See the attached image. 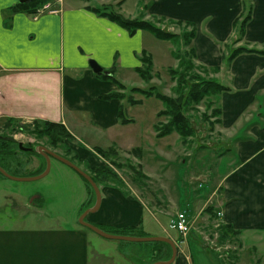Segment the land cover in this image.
I'll list each match as a JSON object with an SVG mask.
<instances>
[{
	"label": "crops",
	"instance_id": "0c3cea01",
	"mask_svg": "<svg viewBox=\"0 0 264 264\" xmlns=\"http://www.w3.org/2000/svg\"><path fill=\"white\" fill-rule=\"evenodd\" d=\"M249 1L252 15L243 38L234 29L245 12L243 0H147L152 5L149 13L144 12L146 6L143 8L145 15L137 11L127 16L120 13L130 19L158 16L160 20L196 25L192 43L196 62L229 88L217 100L223 133L232 143L229 152H234L235 161L220 180L222 213L226 223L242 236L264 231V53L239 55L231 63L226 60L230 51L239 47L264 52V0ZM123 2L55 0L47 4L57 13L35 17L34 13L14 10L21 4L19 0H0V119L64 125L76 139L72 149L79 159L90 161L92 169L102 168L105 160H99L95 149L81 138L90 129L111 137L104 148L129 152L145 147L144 136L138 145L124 140L125 125L135 123L134 119L124 117L129 120L126 123L120 119L126 100L103 99L117 92L118 87L114 82L101 81L90 65L95 61L106 71L114 69L115 76L140 77L136 69L148 53L156 69L160 40L145 31L131 34L92 10L103 6L121 8ZM174 60L177 67L178 61ZM158 122L156 117L152 129L155 137ZM101 192L100 209L87 217L90 224L108 232L131 229L141 237L150 236L144 233L147 208L142 199L129 197L114 185L102 187ZM91 202L88 195L84 205ZM174 205L177 211L173 218L184 212L177 203ZM154 210L162 212L161 208ZM186 212L193 223L191 217L195 214ZM171 232L159 223L155 234L176 243L180 235L175 232L174 238ZM91 237L83 228L0 231V264H108L112 258L105 250L111 244L105 241L113 240H94L93 247ZM131 245H114L112 252L123 256ZM179 257L189 261L181 252Z\"/></svg>",
	"mask_w": 264,
	"mask_h": 264
},
{
	"label": "rangeland",
	"instance_id": "374dc122",
	"mask_svg": "<svg viewBox=\"0 0 264 264\" xmlns=\"http://www.w3.org/2000/svg\"><path fill=\"white\" fill-rule=\"evenodd\" d=\"M123 1L121 8L114 6V9L125 16L134 15L136 11L143 13L145 6L147 7L145 14L149 13L152 5H148L147 0ZM139 2L140 6L137 7ZM149 20L159 27L163 28L164 25V29L172 33L191 31L185 24L160 20L158 16ZM203 28L205 29V26ZM161 42L156 58V69L153 70L154 77L149 83L141 77L127 78L122 74L115 76L126 88L121 90L125 97L141 99L138 105H128L127 98L125 99L124 117L134 119L135 123L125 125L124 140L127 139L129 144L138 145L144 136L145 147L133 148L129 152L124 150L120 152L114 147L104 148L111 143L109 141L111 137L90 129L81 137L84 142L95 150L102 148L104 151L111 150V156L107 160L99 155V160H105V165L92 169L89 166L90 161L81 160L79 156L74 157L76 152L71 146L75 138L72 135L69 141L55 147L48 137L33 133L35 128L43 129L42 127L29 122L21 124L23 130L18 128L13 131V127H5V119H0V135L12 136L24 146L45 147L72 161L79 169L90 175L108 167L116 175L115 179H109L111 185L120 187L127 196L140 198L145 203L147 210L144 233H148L149 237H162L156 236L155 233L159 229V223L165 228L169 227L172 215L177 211L174 204L177 203L183 211L193 212L195 216L191 217L192 233L181 251L189 261H182L179 257L174 264H264V231L248 232L242 236L227 224L223 217V187L220 180L235 161L234 152H229V148H233L232 143L223 133L221 115L217 113L220 108L218 102L212 99L215 102L210 103L211 100L203 99L190 108L187 116L191 119L194 129L191 137L182 138L173 133L158 138L156 127L165 125L167 118H159L155 126L156 137L153 136L152 129L158 113L165 108L164 104L154 97L147 99L131 92L132 88L150 90L156 87L163 95L176 98L177 85L169 74V69L178 67L172 55L176 47L171 43ZM189 50L188 48L187 51ZM191 61L195 69L193 72L200 79H214L210 76L211 72L200 66L196 59ZM100 76L101 81L112 83L111 79ZM67 150H71V153ZM7 160H9L7 169L17 178H28L30 174L42 170L45 166L44 158L37 154L17 155ZM112 161L115 163L112 164ZM88 195L94 199L83 178L75 170L55 159L51 160L49 174L40 180L16 181L0 176V231L28 232L47 228H83L92 236L91 245L94 247L96 245L94 240L104 239L80 223L81 216L87 210L84 203ZM155 207L161 208L162 212L155 211ZM202 209L204 211H201ZM86 220L88 221V218ZM171 235L175 238L176 233L172 231ZM105 242L111 244V247L105 250L112 258L108 264H154L162 256L158 251L163 250V247L149 242L107 240ZM117 244H132L134 249H127L123 256H118L112 252V246ZM144 248L146 252L143 254Z\"/></svg>",
	"mask_w": 264,
	"mask_h": 264
},
{
	"label": "trees",
	"instance_id": "16d2710c",
	"mask_svg": "<svg viewBox=\"0 0 264 264\" xmlns=\"http://www.w3.org/2000/svg\"><path fill=\"white\" fill-rule=\"evenodd\" d=\"M55 0H34L29 4H19L15 11H25L30 14L35 13L39 8L43 5L54 2ZM243 5L245 7L244 14L239 17V19L235 22V32L239 38H243L245 28L247 23L251 19L252 15V7L249 0H243ZM98 15L108 18L109 20L115 22L123 29L127 30L129 33L133 34L137 31H145L152 34L155 38L160 41L168 42L174 45L176 49H174L173 56L178 61L177 69H169V74L171 76L172 81L176 82L177 89H176V98H172L162 93L158 92L156 87L151 88L150 90H144L139 88H132L131 92L140 94L145 98L154 97L160 100L164 104V110L158 113V118H167V123L164 125H159L156 127L158 138L167 137L173 133H177L182 138L191 137L194 133V129L192 126L191 119L187 116V113L190 111L193 105L200 103L203 99L211 100L210 103L215 102L218 98L226 91H229V88L225 85L221 84L219 81L215 79H200L193 71L194 65L191 60L196 59V52L192 46L193 40L197 34V27L195 24L186 23V22H173L177 24H185L191 28V31H183L181 33H172L168 30L159 27L155 23L151 22L150 20H145L143 17L137 19H130L126 18L120 13H117L113 6H103L101 8H94L92 9ZM171 22V21H170ZM190 49L187 51V49ZM252 53H264L254 49H249L248 47H239L232 49L230 51V55L227 57L228 63H231L236 57L243 54H252ZM142 66L136 69V72L146 82H150L154 75V65L152 57L146 53L143 55L141 59ZM109 75L101 74L104 78L111 79L117 87L118 91L107 96L102 97L106 100L111 99H119L125 100V94L122 93L121 90H125V86L121 84L115 78V71L114 69L108 71ZM189 79V81H188ZM214 99L215 101H213ZM127 101L131 105H138L141 101L134 100L130 96L127 98ZM221 115V108H219L218 112ZM120 119L122 123L129 122V120H124V113L123 109L120 111ZM35 125L38 127H42L43 129L35 128L33 133L38 136H46L48 137L50 143L53 146L61 145L69 141L72 136L68 132L62 124H56L52 122L46 121H33ZM22 122L15 119H7L5 127H13V131L15 129L21 128L23 130V126L21 125ZM99 155H101L104 159H108L111 156V150L104 151L102 149L95 150ZM68 153H71V150H67ZM32 155L29 152H23L19 149V143L12 137L7 135H0V167L3 168L7 173L12 176L14 174L10 173L8 168V158L16 157L17 155ZM41 157V155L37 154ZM75 158H78V155H74ZM72 162V161H71ZM115 162L112 161V164ZM45 166L42 170H39L36 173L30 174V177L37 176L42 174L46 169V161L44 159ZM12 168V167H11ZM17 168H19L17 166ZM112 174V175H111ZM90 175V174H89ZM1 177H4L0 173ZM94 182L99 187H106L110 186L112 183L109 182V179H115L116 175L110 170L108 167L99 169L95 172H92L90 175ZM86 185L91 189L93 194V200L90 204H86V209L92 207L96 201V195L91 187V185L83 178ZM84 210V211H85ZM209 211V210H207ZM105 232H108L102 229ZM115 235H123V236H138L141 237L142 235H138L135 230L126 229L120 232H108ZM155 245L163 247V250L158 251L160 256L156 261H167L172 256V249L169 245L165 243H153ZM155 261V262H156Z\"/></svg>",
	"mask_w": 264,
	"mask_h": 264
},
{
	"label": "water",
	"instance_id": "95a60500",
	"mask_svg": "<svg viewBox=\"0 0 264 264\" xmlns=\"http://www.w3.org/2000/svg\"><path fill=\"white\" fill-rule=\"evenodd\" d=\"M33 1L34 0H19V2L21 4H29ZM90 65H91V68L95 74H101L104 72V69L97 62L92 61V62H90ZM19 148H20V150L25 151V152L33 151L31 148H26L23 143H19ZM38 152L46 159V169L42 174H40L38 176H34V177H28V178H17V177L10 175L9 173H7L1 167H0V173L5 178L11 179V180L36 181V180H40V179L46 177L49 174V172L51 170V159L52 158L60 161L61 163L65 164V165L69 166L70 168H72L73 170H75L80 176H82L91 185V187L93 188V190L96 194L95 205L92 208L86 210L83 213V215L81 216L80 223H81V225H83V227L91 230L92 232L96 233L97 235L101 236L102 238H105L108 240L124 241V242H129V243H145V242L153 243V242H156V243L168 244L172 248L171 259L167 262H157L155 264H173L175 262V260L177 258V253H178L177 247H176L175 243L169 238H165V237H133V236L113 235V234H109V233L101 230L100 228H98L97 226H95L93 224L86 222V218L89 214L95 213L100 209L101 202H102L101 189L94 182V180L92 179V177L90 175H88L86 172L79 169L73 162L69 161L68 159L63 158L60 155H57L56 153L48 150L45 147H39Z\"/></svg>",
	"mask_w": 264,
	"mask_h": 264
},
{
	"label": "built area",
	"instance_id": "2783aa9c",
	"mask_svg": "<svg viewBox=\"0 0 264 264\" xmlns=\"http://www.w3.org/2000/svg\"><path fill=\"white\" fill-rule=\"evenodd\" d=\"M49 11L52 13H56V10H53L51 6L46 5L41 10L38 11L36 16H39L40 14H43L44 12ZM170 228L172 230L177 231L183 238V240L186 239V237L189 235L191 231V223L185 213H180L177 215V217L171 222Z\"/></svg>",
	"mask_w": 264,
	"mask_h": 264
},
{
	"label": "flooded vegetation",
	"instance_id": "af4514ba",
	"mask_svg": "<svg viewBox=\"0 0 264 264\" xmlns=\"http://www.w3.org/2000/svg\"><path fill=\"white\" fill-rule=\"evenodd\" d=\"M26 148H31L33 151H31L30 153H32L33 155L34 154H37L36 151H37V147H34V146H25Z\"/></svg>",
	"mask_w": 264,
	"mask_h": 264
}]
</instances>
